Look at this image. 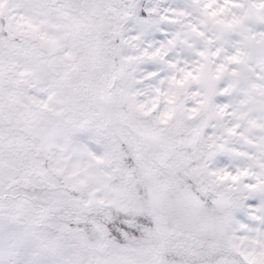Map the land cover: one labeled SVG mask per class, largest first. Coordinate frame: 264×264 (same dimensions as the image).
<instances>
[{"label": "snow or ice", "instance_id": "6c2138e0", "mask_svg": "<svg viewBox=\"0 0 264 264\" xmlns=\"http://www.w3.org/2000/svg\"><path fill=\"white\" fill-rule=\"evenodd\" d=\"M0 264H264V0H0Z\"/></svg>", "mask_w": 264, "mask_h": 264}]
</instances>
